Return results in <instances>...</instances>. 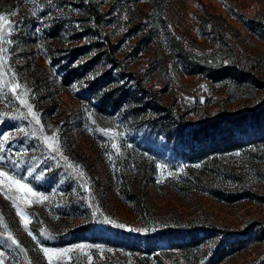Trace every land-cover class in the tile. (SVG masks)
<instances>
[{"label":"rangeland","instance_id":"374dc122","mask_svg":"<svg viewBox=\"0 0 264 264\" xmlns=\"http://www.w3.org/2000/svg\"><path fill=\"white\" fill-rule=\"evenodd\" d=\"M73 1L0 0V14L14 28L0 42L6 49L0 52V168L48 197L25 203L21 193L0 190V264H49L42 247L70 249L53 264H264V237L253 233L212 262V240L189 254L159 238L209 224L223 232L264 229V140L218 154L215 162L210 154L197 157L200 143L184 157L180 145L141 134L150 108L137 109L150 97L131 99L114 114L96 109L85 77L63 84L49 53L95 39L71 40L88 25L81 24L87 10ZM92 1L108 12L101 31L116 46L119 69L137 76L177 118L196 123L264 102V0ZM55 19L68 28L52 37L45 31ZM178 45L200 72L183 68ZM226 66L240 78L210 77ZM245 129L235 136L253 138L264 121ZM45 136L53 140L45 143ZM6 195L30 220L27 230Z\"/></svg>","mask_w":264,"mask_h":264},{"label":"trees","instance_id":"16d2710c","mask_svg":"<svg viewBox=\"0 0 264 264\" xmlns=\"http://www.w3.org/2000/svg\"><path fill=\"white\" fill-rule=\"evenodd\" d=\"M149 1L152 3L158 2L157 0ZM73 2H75L79 9L87 10V20L91 19L92 24L90 26L87 20L86 22H82L81 24L84 26L88 24L84 28L85 33L73 31L75 35L71 40L77 41L84 35L95 39L88 44L53 48L49 50V53L53 63L59 67L62 73L63 84H70L82 76L85 77L86 89L89 93L87 100L91 102L92 99L96 98L98 100L96 109L104 113L114 114L131 99L141 102L145 98L150 97L140 107L141 109H137L139 111H147V108H150L149 117L140 122L139 130L141 134H144L147 138H152L153 134H156L161 137L163 136L172 145H180V154L184 157L190 156L189 154L194 152L192 150L195 149V144L200 143L203 144L200 147L202 148L200 151L202 153H199L197 157L210 154V160H214L215 162L218 154L242 149L243 145L264 140V129L253 138L248 137L245 139L242 137L241 139V137L235 136L236 132H248L245 129L246 124L262 128L264 102L235 113H221L196 123H189L183 117L177 118L167 106L159 102L155 94L148 93V90L137 76L124 68L119 69L116 61V46L111 41L109 35H103L101 31L102 23L105 22L103 21L104 15L108 12H100L92 0H75ZM66 28L68 26L63 20L55 19L46 29L45 33L56 37L60 36ZM93 47L95 48V53L90 55V48ZM176 53L179 62L188 73L201 71L197 67L199 64L189 57V54L181 45H178ZM86 56L89 57L84 60L83 58ZM226 69L228 70L230 67L226 66L224 69L217 71L215 75H210V77L218 79L229 76L234 80L240 78L239 72L234 68L229 71H223ZM41 102V98L37 101V104L35 102V108L38 109L40 107L38 104ZM214 168L217 172L220 171L218 166L215 167L214 165ZM213 194L221 199L228 200L224 195H220L219 193ZM232 195L234 196V193ZM255 226L253 225V228ZM253 228L223 232L220 226L209 224L197 229L167 231L164 232V235H159V238L167 240L168 245L179 248L183 253L189 254L202 242L212 240L213 246L210 248L211 256L207 259V261L212 262L216 260L215 257L236 250L243 241V238H249L252 233L255 238L262 239L264 237V229L262 227ZM153 248L149 247V249Z\"/></svg>","mask_w":264,"mask_h":264},{"label":"snow or ice","instance_id":"6c2138e0","mask_svg":"<svg viewBox=\"0 0 264 264\" xmlns=\"http://www.w3.org/2000/svg\"><path fill=\"white\" fill-rule=\"evenodd\" d=\"M11 15L14 16L15 12H12ZM13 30H14V28H13L12 24L9 22L8 15L0 14V42L6 41L7 37L12 33ZM7 42L11 43V41H7ZM3 51H6V49H0V52H3ZM17 87H19V85H16L13 88V91H15V88H17ZM17 98L19 99V97H17ZM21 103L25 104L26 101L21 100ZM27 107H28L29 113L36 120V123L39 124L40 121L37 118L36 113L32 112V106L27 105ZM21 131H23V130L21 129ZM41 131H42V129H41ZM101 131L104 132L105 135H107L109 130L101 129ZM4 138L5 139L7 138L6 134H5ZM51 140H53V137H49V136L44 137L45 143H47ZM2 143H3V140H0V144H2ZM49 147L51 148L52 145L49 144ZM113 147L115 148L116 145L113 144ZM53 150L58 151V149H53ZM237 155H238V153H237ZM3 189H7L8 191L15 190L17 193H21L22 195L20 196V199L23 200L25 203L31 202L29 200V197H36L37 199L35 202H37V203H41L44 200L48 199V197L45 196L43 193L33 191V189L28 184L23 183L21 181V179H18L15 175L9 174V172L0 168V190H3ZM6 198L12 200L13 206L16 207L17 214L20 215L21 220L25 223V228L27 230V225L30 222V220L23 214V212H21L19 207L16 205L15 198H13L11 196H7V195H6ZM109 222H111V221H109ZM0 223H2V220H0ZM116 226L121 227V228L125 227L122 224H118ZM4 227H7V226L4 225ZM29 234L31 235V232H29ZM9 238H11V234H9ZM33 239H36V237L34 236ZM75 247L83 249L85 246L84 245H76ZM89 247H91V246H89ZM96 247H99V246H96ZM41 250L43 251L45 256L48 257L49 264H53L54 258L61 257L70 251V249H49L46 247H42Z\"/></svg>","mask_w":264,"mask_h":264}]
</instances>
